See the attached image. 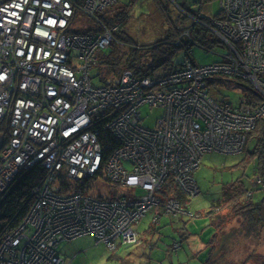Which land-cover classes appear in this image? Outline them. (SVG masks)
Listing matches in <instances>:
<instances>
[{
  "label": "built area",
  "instance_id": "obj_1",
  "mask_svg": "<svg viewBox=\"0 0 264 264\" xmlns=\"http://www.w3.org/2000/svg\"><path fill=\"white\" fill-rule=\"evenodd\" d=\"M217 1L222 18L203 24L226 50L220 61L186 57L101 81L96 52L116 41L107 21L118 0H0V197L41 169L28 211L0 240V264H71L58 245L86 235L112 253L135 245L153 207V224L194 217L187 199L203 155L241 153L264 117V0ZM216 77L246 83L254 99L217 100ZM144 104L160 110L150 127Z\"/></svg>",
  "mask_w": 264,
  "mask_h": 264
},
{
  "label": "rangeland",
  "instance_id": "obj_2",
  "mask_svg": "<svg viewBox=\"0 0 264 264\" xmlns=\"http://www.w3.org/2000/svg\"><path fill=\"white\" fill-rule=\"evenodd\" d=\"M129 1L118 0L116 7L119 8ZM196 1L160 0L167 10L168 16L166 15V18L165 15H160L157 12L158 7L151 0H135L130 3V7L127 10V29L137 44L131 45V47L144 48L152 42L167 38L168 26L181 27L182 25H191L193 22L192 18L187 17L185 21L177 20L179 15H184V12L179 7L183 6V4L187 6L185 9L191 13L197 12L201 8L200 13L209 18L214 17L220 10L217 0H206L201 7ZM199 30L206 32L210 43L206 47L192 44L190 43L191 39L184 35L182 41L189 50V56L199 65H208L220 61L226 50L219 43L217 35L200 23L195 25V31ZM192 36L193 32L190 30V37ZM179 42L181 43L180 39L178 40ZM188 42L190 45L187 44ZM126 45L127 47L125 48H128L130 43ZM118 49L125 51L120 46ZM110 51V48L99 49L96 52L97 59L99 61L108 59ZM185 56V50L181 49L170 64L181 63L186 58ZM144 59H148L147 54ZM96 70H98L97 65H94L90 72L93 74ZM220 89L227 102H230L233 106L238 105L242 96L239 87L234 88L232 85L230 87L223 85ZM140 112L143 118L142 124L150 127L154 124V119L159 116L160 110L144 104L140 107ZM243 152L239 154L210 152L203 155L200 166L194 171V179L199 188V193L187 199L188 214L192 213L194 217L182 215L183 220L186 221L189 236L187 239L182 240V246L177 251L171 250L172 248L175 249L171 238L177 234L172 229L182 226V223L179 221L170 222L171 225L161 228L159 233H151L150 226L159 227L172 218L162 214L157 224L151 223L154 213L161 214L159 209L153 207L137 225L139 240L135 245L118 248L112 253L107 250L103 243L97 242L93 236L86 235L70 241H62L57 249L59 255L62 259L70 261L71 264H170V262L173 264H201L206 257L205 248L207 249L209 239L213 235V228L209 225L210 220L206 213L213 205L223 199L225 185L240 179L251 184L253 200L264 197V188L259 184L253 183L256 178V158L243 166L237 164L243 156ZM175 218L179 220V217ZM238 222L239 220L234 218L230 220L223 230L218 232L216 242L211 244L212 246L215 245V247L214 255L208 262L209 264H264V244L257 245L255 241H248L249 239L243 238L242 235L236 236L233 240L231 238L228 239L229 245L220 249L218 238L226 230L237 229L238 224H240ZM155 242L157 243L156 245L154 244ZM151 243L155 245L152 248L150 247Z\"/></svg>",
  "mask_w": 264,
  "mask_h": 264
},
{
  "label": "trees",
  "instance_id": "obj_3",
  "mask_svg": "<svg viewBox=\"0 0 264 264\" xmlns=\"http://www.w3.org/2000/svg\"><path fill=\"white\" fill-rule=\"evenodd\" d=\"M134 1L135 0H130L129 2H125L115 12V18H110L109 21H107L109 25L117 23L119 29L118 32L115 33L116 41L109 47L111 49L110 57L98 62V75L101 81H104L106 76L117 74V72L122 71L125 68L132 69L140 75L152 72L157 68L170 64L181 49L185 50V57L192 59L189 56V50L186 47V44L182 41L184 35H187L191 39L190 43L192 44L206 47V45L210 43V39L205 31H195L196 24L200 23L204 26L203 23H206L209 25L211 21L210 18L200 13L201 8L197 12L194 11L191 13L185 9L187 6L183 4L184 7H179L184 12V15H179L177 20L185 21L187 20V17L192 18L190 16L191 13L193 16V22L191 25H182L181 27H176L174 25H172V27L168 26L166 34L167 38L152 42L144 48L131 47V45L137 44L133 37L128 33L127 10L130 7V3ZM151 1L155 2V6L158 7L157 12H159L160 15H165L166 18L167 10L164 8L160 0ZM205 2L206 0L196 1V3L200 4V7ZM197 15H199L201 22L194 21V19L197 18ZM214 17L222 18L221 10H219ZM190 30L193 32L192 37H190ZM179 39L181 40V43H178ZM129 43L130 46L125 48L127 47L126 44ZM190 43L188 42L187 44L190 45ZM116 44L118 45L116 46ZM119 46L125 51H120L118 49ZM146 54L148 59H144ZM210 85L214 89L213 95L217 100H225V96H223L220 89L223 85L226 87L232 85L234 88L239 87V89L242 87V95L254 99L249 91V86L246 83L234 79L216 77L210 81ZM0 131L4 135L6 141L8 138L7 125H4ZM243 151V156L237 164L243 166L256 158L257 168L255 170V175L264 178V117L260 118L254 129L247 133ZM40 179L41 169L39 166L25 172L23 171L18 175L16 181L0 197V240L4 233L13 229L25 216L32 202L33 189L39 184ZM250 191H253L252 186L245 181L237 179L229 182L224 187L223 199L207 211L206 215L210 220L209 225L213 228V235L211 239H209L207 249L205 248L206 257L201 264H209L208 262L214 255L215 247V245L212 246L211 244L216 242L218 232L223 230L230 220L234 218L238 219V223L240 224H238L239 226L237 229H233L229 234H223L218 238L220 239V249L229 245L227 242L228 239L231 238L233 240V238L238 235H242L243 238L249 239L248 241H255L257 245L264 244V197L258 200H253L252 196L247 197V193ZM171 219V223L178 221H181L182 223V226L176 227L174 230L172 229L174 233H177L171 238L172 244H178V248H175L176 250L173 249L171 244L170 247L172 248L171 250L177 251L182 246V240L187 239L189 233L187 231L186 221H184L181 216H179V220L173 217ZM170 222H165L159 227L150 226V232L159 233L160 229L170 225ZM152 243L150 245L151 248L157 244L156 242L154 243L155 245ZM258 257H260V255H258ZM170 264L173 263L170 262Z\"/></svg>",
  "mask_w": 264,
  "mask_h": 264
},
{
  "label": "water",
  "instance_id": "obj_4",
  "mask_svg": "<svg viewBox=\"0 0 264 264\" xmlns=\"http://www.w3.org/2000/svg\"><path fill=\"white\" fill-rule=\"evenodd\" d=\"M4 142V136L2 134H0V148L2 147Z\"/></svg>",
  "mask_w": 264,
  "mask_h": 264
},
{
  "label": "crops",
  "instance_id": "obj_5",
  "mask_svg": "<svg viewBox=\"0 0 264 264\" xmlns=\"http://www.w3.org/2000/svg\"><path fill=\"white\" fill-rule=\"evenodd\" d=\"M181 218L183 219L182 216H181ZM166 222H168V221H166ZM169 222H170V221H169ZM171 222H172V221H171ZM179 222H181V221H179ZM170 225H171V224H170ZM230 231H232V230H226V231L224 232V234L227 235V234H229ZM219 241H220V239H219Z\"/></svg>",
  "mask_w": 264,
  "mask_h": 264
}]
</instances>
